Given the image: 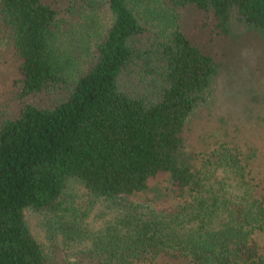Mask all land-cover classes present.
Here are the masks:
<instances>
[{
    "label": "trees",
    "instance_id": "obj_1",
    "mask_svg": "<svg viewBox=\"0 0 264 264\" xmlns=\"http://www.w3.org/2000/svg\"><path fill=\"white\" fill-rule=\"evenodd\" d=\"M189 7L264 30V0H0V264H264V182L225 144L198 170L187 147L220 67ZM97 201L116 213L94 229Z\"/></svg>",
    "mask_w": 264,
    "mask_h": 264
},
{
    "label": "rangeland",
    "instance_id": "obj_2",
    "mask_svg": "<svg viewBox=\"0 0 264 264\" xmlns=\"http://www.w3.org/2000/svg\"><path fill=\"white\" fill-rule=\"evenodd\" d=\"M181 16L182 29L220 64L212 78L207 102L196 107L186 131L187 147L194 153L196 170L202 167L206 155L225 144L249 162L248 170H251L254 182H264V30L233 18L229 33L211 31L213 26L203 25V14L193 7L182 10ZM98 18L107 24L110 15L102 11ZM7 46V41L2 40L0 51L6 50ZM10 57L15 59L12 53ZM13 74L12 70L7 73L9 77ZM253 150L257 152L248 159ZM225 171L221 166L216 173L225 176ZM69 191L76 195V202L88 201L89 205L91 196L83 184L74 181ZM175 202L174 198H169L168 202L160 201L158 205ZM106 205L105 201H97L87 207L93 208L89 220L94 229L115 215L116 209ZM26 216L34 235L48 252L52 251L53 243L44 226V215L27 208ZM258 238L264 247V233H259Z\"/></svg>",
    "mask_w": 264,
    "mask_h": 264
}]
</instances>
